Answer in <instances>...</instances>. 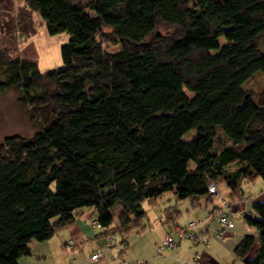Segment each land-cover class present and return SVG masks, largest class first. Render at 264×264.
Returning a JSON list of instances; mask_svg holds the SVG:
<instances>
[{
  "label": "trees",
  "instance_id": "obj_1",
  "mask_svg": "<svg viewBox=\"0 0 264 264\" xmlns=\"http://www.w3.org/2000/svg\"><path fill=\"white\" fill-rule=\"evenodd\" d=\"M23 2L49 33L68 36L61 64L45 71L0 49V92L17 89L37 125L0 141V264H16L30 241L48 238L77 208L92 207L109 232H126L128 222L137 231L142 203L156 205L166 192L196 207L218 176L238 193L244 176L264 183V88L254 101L240 86L255 70L264 75V0ZM250 201L241 214L253 231L232 252L264 264V194ZM160 211L173 229L179 211ZM224 211L215 234L233 225Z\"/></svg>",
  "mask_w": 264,
  "mask_h": 264
},
{
  "label": "rangeland",
  "instance_id": "obj_2",
  "mask_svg": "<svg viewBox=\"0 0 264 264\" xmlns=\"http://www.w3.org/2000/svg\"><path fill=\"white\" fill-rule=\"evenodd\" d=\"M67 36L68 33L65 30L49 33L45 28V22L40 14L35 10H29L25 6L23 0H0V49L9 50L13 54L18 53L19 55L34 58L40 71H45L61 64L60 46L67 39ZM218 41L220 44L225 41L222 35H219ZM103 47L112 51L118 49V44L105 41L103 42ZM259 48L264 51V33L260 35ZM209 50L210 52H214L216 49L211 48ZM3 78L4 76L0 68V80ZM240 86L251 92V98L256 101L259 92L264 88L263 73L260 70H255L240 84ZM186 94L189 96L192 95L190 91H186ZM18 97L19 91L15 88H9L0 92V141L5 135L9 134L29 136L37 129L36 123L30 118L28 111L23 104L20 103ZM192 132L193 129H189L182 134V137L188 138L189 134ZM188 162V167L194 166L192 161ZM223 183L225 185V182ZM239 185L242 190L241 196L248 201V209H250V197L257 194H264V183L260 176H256L253 179L244 176L240 180ZM211 199L213 198L211 197ZM189 202V199L186 198L175 199L172 192H166L162 198L158 200L156 205H149L150 209H152V216H155V219L153 220L150 215L143 216L140 222L144 226L141 229L136 231V227L129 222L126 232H121L123 226L117 228L118 225L116 226L118 230L115 229L103 235L104 237L102 240L100 238L102 243H106L108 236L114 239L108 244L109 246H105L111 248L115 252L112 257H109L108 262L110 264H118L120 259L117 255L119 247L118 241L124 238V240L127 241V245L124 255H121L124 257L125 263L129 261V263L136 264L139 259L145 258L150 259L154 264H184L178 263L176 260L166 256L156 255L154 248L161 240H159V226L162 227L164 233L168 232L177 239L173 229L169 228L171 225L169 226L160 222L161 218L158 217V214L160 215L161 213L160 209L170 205L172 208L179 211L175 222L183 223L189 218L197 219L195 216H198L197 214L195 215L194 212H190L191 207ZM120 210L121 207L119 205H116L112 209L113 223L117 220ZM231 213L230 218H232L234 223L232 230L237 232V236H240L243 232L253 231V228L243 221L241 211L231 210ZM215 218L216 216L213 217L212 220L210 219L211 221H208V229L213 230L218 227V223H216L217 219ZM197 220L198 222L200 221V219ZM50 239H55V237L52 236ZM191 245L189 239L182 238L178 247H189L190 253L192 250ZM47 251L42 264H77L80 258L84 259L82 264H87V262L91 263L87 258L89 248L86 244L83 245V247H81L80 244V246L75 247L74 250L69 246L65 247V249H61L59 245L56 246V241L52 240ZM101 257L102 256H100V258ZM232 257L236 261V263L233 264H243L239 257L234 255H232ZM103 258H105L104 253L101 259ZM115 258H117V260H115ZM229 261V255H224L222 257L223 264H229Z\"/></svg>",
  "mask_w": 264,
  "mask_h": 264
},
{
  "label": "crops",
  "instance_id": "obj_3",
  "mask_svg": "<svg viewBox=\"0 0 264 264\" xmlns=\"http://www.w3.org/2000/svg\"><path fill=\"white\" fill-rule=\"evenodd\" d=\"M214 181L221 195L229 202V207L228 208L224 207L220 210V204H219L218 198L214 197L213 199H211V197H207L206 195L201 196L200 204L196 207L190 208L191 209L190 212L191 213L194 212L195 215L197 214L198 216H195V217L197 219H200V221L197 223L195 227L194 238H187L190 240L192 244L191 245L192 250L189 253V247L188 248H184L181 246L178 247L181 239L177 238L176 246L170 250L164 249L163 255L161 256H166L168 258L176 260L178 263H184V264H187V263H190V264H223L222 257L224 255H229L230 256L229 264L236 263V261L232 257V255H234L232 252V246L239 239L241 234L240 236H237L238 235L237 232L232 230L234 223L232 227L225 228L222 231V236L218 237L214 233V230L217 229L218 227L214 228L213 230L208 229V225H209L208 221L210 219L212 220L213 217L220 214V212L222 213V210H225L224 212L229 218H230V214H232L231 210L241 211V212H243L244 210L249 211V209L247 208L248 201L242 200L241 191H239V193L234 192L226 185V183L224 185L223 182L225 181L221 177L219 176L216 177ZM149 205L150 204H148L146 201L142 203V207L145 211V216L150 215V217H152V219L154 220L155 216L154 217L152 216V213H151L152 209H150ZM250 205H251V201H250ZM120 212L123 213V208H121ZM119 215L120 213L117 216V220L114 223L112 222L111 226L119 225V220H118ZM160 215L158 214L159 218H161ZM95 217H96V214L92 207H81V208L75 209L72 220L62 226L55 228L52 234L48 238L40 240V241H35V240L30 241L29 252L26 254L19 255L16 258V264H42V262H44V259L46 257L45 254H47L48 252L47 251L48 246L51 244L52 240H55L56 246L59 245L61 249H65V247L69 246L70 248L74 250L75 247L80 246V244H81V247H83V245L86 244L87 247L89 248V251L98 247L101 249L100 256L103 257V253H104L105 258L101 259L102 257L101 258L99 257L98 259H96V261L94 262L91 261V263L87 262V264H94L95 262H96L95 264H110L108 262V259L109 257H112L113 253L115 252L111 248L105 247L107 245L105 243H102L101 241L102 238L104 237L103 235H106L107 233H109L108 230L110 227L109 226L107 227L95 226L93 224V220L95 219ZM176 218L174 221H176ZM191 219L189 218L183 223H179V224H184L188 220H191ZM128 224L129 222L126 224V226ZM166 233L168 232L164 233L162 227L159 226V235H160L159 240L162 239ZM52 236H54L55 239H50ZM124 242H126V245H127V241H124ZM125 249L121 251L123 255L125 253ZM119 250L120 248L118 247V251ZM82 259L83 258H80L77 264H82V261H84V259L83 260ZM115 260H117V258H115ZM122 260H124V257L121 256L118 264H127L129 262L128 261L127 263H125V261L122 262ZM129 264H133V263H129Z\"/></svg>",
  "mask_w": 264,
  "mask_h": 264
},
{
  "label": "built area",
  "instance_id": "obj_4",
  "mask_svg": "<svg viewBox=\"0 0 264 264\" xmlns=\"http://www.w3.org/2000/svg\"><path fill=\"white\" fill-rule=\"evenodd\" d=\"M206 195L208 197L218 198L220 207H222V208L227 207L229 204V202L221 195V193L217 189L214 180H209V182L207 184ZM218 221H219V223H223L224 225H227V226L231 225V222L225 217V215H220L218 217ZM197 223H198V221L195 219L188 220L184 224L175 223L173 225V232L178 239H182L184 237L185 238H193L195 236V227H196ZM93 224L97 227H101V225L99 224V222H97L96 219L93 220ZM216 235L221 237L222 231L216 232ZM113 240L114 239L111 236H108L105 244H107V246H108V244ZM176 244H177V240L170 233H166L163 236V238L161 239V241L155 245V250H154L155 254L156 255H163L164 249L170 250V249L174 248L176 246ZM119 245L122 246L120 243H119ZM100 255H101L100 249L94 248L88 252L87 258L89 261H94V260L98 259L100 257ZM137 263L138 264H153V262L150 259H145V258L139 259ZM127 264H129V262Z\"/></svg>",
  "mask_w": 264,
  "mask_h": 264
}]
</instances>
